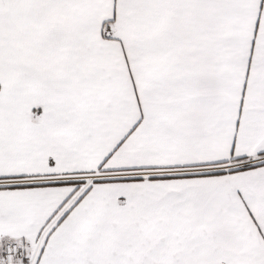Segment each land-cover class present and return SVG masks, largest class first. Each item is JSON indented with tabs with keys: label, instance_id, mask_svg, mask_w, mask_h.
<instances>
[{
	"label": "snow or ice",
	"instance_id": "obj_1",
	"mask_svg": "<svg viewBox=\"0 0 264 264\" xmlns=\"http://www.w3.org/2000/svg\"><path fill=\"white\" fill-rule=\"evenodd\" d=\"M0 264H264V0H0Z\"/></svg>",
	"mask_w": 264,
	"mask_h": 264
}]
</instances>
